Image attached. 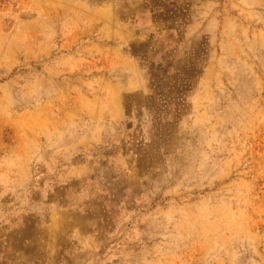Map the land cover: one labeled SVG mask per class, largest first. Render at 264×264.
<instances>
[{
	"label": "rangeland",
	"instance_id": "1",
	"mask_svg": "<svg viewBox=\"0 0 264 264\" xmlns=\"http://www.w3.org/2000/svg\"><path fill=\"white\" fill-rule=\"evenodd\" d=\"M0 264H264V0H0Z\"/></svg>",
	"mask_w": 264,
	"mask_h": 264
},
{
	"label": "trees",
	"instance_id": "2",
	"mask_svg": "<svg viewBox=\"0 0 264 264\" xmlns=\"http://www.w3.org/2000/svg\"><path fill=\"white\" fill-rule=\"evenodd\" d=\"M152 4H153V2H152ZM151 7H152V5H151Z\"/></svg>",
	"mask_w": 264,
	"mask_h": 264
}]
</instances>
